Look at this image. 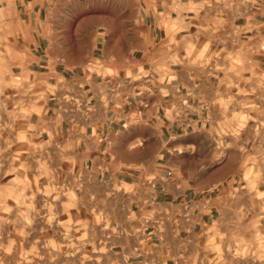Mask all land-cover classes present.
<instances>
[{
	"label": "crops",
	"instance_id": "0c3cea01",
	"mask_svg": "<svg viewBox=\"0 0 264 264\" xmlns=\"http://www.w3.org/2000/svg\"><path fill=\"white\" fill-rule=\"evenodd\" d=\"M21 5L25 130L60 144L101 221L100 264H249L264 246V0Z\"/></svg>",
	"mask_w": 264,
	"mask_h": 264
},
{
	"label": "rangeland",
	"instance_id": "374dc122",
	"mask_svg": "<svg viewBox=\"0 0 264 264\" xmlns=\"http://www.w3.org/2000/svg\"><path fill=\"white\" fill-rule=\"evenodd\" d=\"M30 0H0V264H100L101 221L74 192L72 172L60 144L25 130L35 97L25 74L26 29L21 5ZM93 7H69L85 24ZM264 83V76H263ZM264 142V85L261 86ZM243 257L264 264V246Z\"/></svg>",
	"mask_w": 264,
	"mask_h": 264
}]
</instances>
